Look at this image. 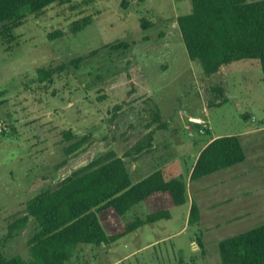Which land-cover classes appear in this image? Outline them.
<instances>
[{
  "label": "rangeland",
  "instance_id": "1",
  "mask_svg": "<svg viewBox=\"0 0 264 264\" xmlns=\"http://www.w3.org/2000/svg\"><path fill=\"white\" fill-rule=\"evenodd\" d=\"M191 12V0H72L28 16L12 42L0 39V91H6L0 97V239L27 214L32 197L110 152L124 158L134 181L180 160L187 202L172 209L170 220L144 225L110 246L80 245L74 264H222L220 241L264 224L260 62L224 65L218 77L205 79L177 22ZM86 17L90 24L72 33L70 25ZM142 18L153 26L144 30ZM57 31L63 36L51 40ZM50 66L64 68L41 83L37 69ZM220 82L229 101L215 106L210 87ZM149 98L159 104L167 129L152 126ZM194 117L207 123L208 133H200ZM67 130L89 137L71 154L75 141L64 138ZM228 135H244L245 162L190 181L197 151ZM193 201L201 216L189 225ZM146 213L140 204L124 220ZM35 227L30 218L6 243L7 257L29 260Z\"/></svg>",
  "mask_w": 264,
  "mask_h": 264
},
{
  "label": "trees",
  "instance_id": "2",
  "mask_svg": "<svg viewBox=\"0 0 264 264\" xmlns=\"http://www.w3.org/2000/svg\"><path fill=\"white\" fill-rule=\"evenodd\" d=\"M71 1L0 0V39L12 42L14 30L22 26L28 16H38L54 4L65 5ZM191 2L192 12L178 17L177 22L189 59L202 67L204 78L218 77L224 65L256 60L260 62L264 81V0ZM127 5V1H123L122 7ZM90 20L86 17L74 21L70 31L80 32ZM152 26L148 19H141L144 30ZM63 34V31H57L49 38L52 40ZM120 45L126 46L125 43ZM63 68L40 67L38 78L41 83L51 82ZM210 91L219 101L215 106L229 101L223 82L211 85ZM5 92L0 91V97ZM145 104L150 105L152 126L167 129L169 123L164 120L154 98H149ZM243 118L250 119V114H244ZM63 135L65 139L75 141L67 149L68 154L75 152L89 138H80L72 130L64 131ZM246 158L241 136L214 138L200 151L189 179L192 182L200 180L243 163ZM187 198L188 184L179 160L161 165L151 174L134 181L124 158L110 152L27 202V214L11 222L8 233L0 239V264H74L73 258L80 245L110 246L144 225L170 220L172 209L184 205ZM140 204L145 205L146 215L126 222V214ZM200 216L201 210L193 201L188 224H197ZM30 218L36 227L28 242L29 260L21 256L7 257L6 243L27 226ZM218 251L222 264H264V224L223 239L218 244Z\"/></svg>",
  "mask_w": 264,
  "mask_h": 264
},
{
  "label": "built area",
  "instance_id": "3",
  "mask_svg": "<svg viewBox=\"0 0 264 264\" xmlns=\"http://www.w3.org/2000/svg\"><path fill=\"white\" fill-rule=\"evenodd\" d=\"M192 122L195 124V125H197V126H199V127H201L202 129L200 130V133L201 134H205V131L207 130V123L203 120V119H201V118H198V117H195V118H193L192 119Z\"/></svg>",
  "mask_w": 264,
  "mask_h": 264
},
{
  "label": "crops",
  "instance_id": "4",
  "mask_svg": "<svg viewBox=\"0 0 264 264\" xmlns=\"http://www.w3.org/2000/svg\"><path fill=\"white\" fill-rule=\"evenodd\" d=\"M195 118V117H194ZM199 118V117H198ZM239 136H241V135H239ZM244 136V135H243ZM243 136H241V138L243 137ZM214 138H217V137H214ZM214 138H212V139H214ZM211 139V140H212ZM243 139V138H242ZM211 140L210 141H208L207 143H205L202 147H201V149L200 150H198L197 151V154H196V156H195V158H194V160H193V162H192V167H191V170L193 169V167H194V165H195V163H196V160H197V158H198V156H199V153H200V151L208 144V143H210L211 142ZM175 160H178V159H175ZM180 161V160H179ZM181 162V161H180ZM182 163V162H181ZM182 165H183V163H182ZM184 166V165H183ZM183 169H184V167H183ZM191 170H190V173H191ZM190 173H189V175H190ZM188 184V183H187Z\"/></svg>",
  "mask_w": 264,
  "mask_h": 264
}]
</instances>
